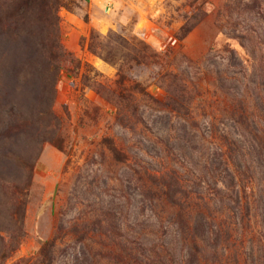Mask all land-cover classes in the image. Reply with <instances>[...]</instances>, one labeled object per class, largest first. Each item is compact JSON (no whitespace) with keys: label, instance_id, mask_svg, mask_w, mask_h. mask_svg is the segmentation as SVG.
Here are the masks:
<instances>
[{"label":"rangeland","instance_id":"obj_1","mask_svg":"<svg viewBox=\"0 0 264 264\" xmlns=\"http://www.w3.org/2000/svg\"><path fill=\"white\" fill-rule=\"evenodd\" d=\"M63 4L61 149L42 67L0 38V238L24 228L8 264H43L44 243L49 264H264V0Z\"/></svg>","mask_w":264,"mask_h":264},{"label":"trees","instance_id":"obj_2","mask_svg":"<svg viewBox=\"0 0 264 264\" xmlns=\"http://www.w3.org/2000/svg\"><path fill=\"white\" fill-rule=\"evenodd\" d=\"M64 8L63 0H0V38L4 39L8 47L12 48L11 55L19 51L18 43L22 41L29 51L32 52L31 58L27 61L28 65L42 67L41 73L44 75L45 84L44 92L46 98L40 106L41 115L46 119V129L51 130L48 142L58 145L59 138L57 131L60 127V120L52 111L57 90V84L60 79L61 61L64 58V48L61 34L60 10ZM198 23V22H197ZM194 26H184L183 36H187ZM94 31L91 30L90 43L88 39H82L81 46L83 49L96 55L97 50L93 45ZM18 74L21 72L18 71ZM17 75V74H16ZM175 103V102H174ZM24 130L28 124H23ZM14 132L21 131L23 127L17 123L9 127ZM23 130V131H24ZM22 183V179L13 183L12 187L7 188L10 197L15 202L13 205L14 216L18 217V210L24 208L25 199L28 196L29 181ZM25 198V199H24ZM167 199L176 207L177 200L174 195L167 193ZM187 212L182 210L181 218H185ZM10 240L5 243L0 238V252L3 257L0 258V264H8L12 253L18 250L20 242L24 238V228L22 221H18L9 230ZM53 244L44 243L41 254L43 264H49V255L52 251ZM1 257V254H0ZM18 264H24L20 261Z\"/></svg>","mask_w":264,"mask_h":264}]
</instances>
